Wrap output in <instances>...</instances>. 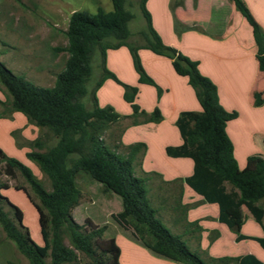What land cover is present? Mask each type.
Wrapping results in <instances>:
<instances>
[{"label":"trees","instance_id":"trees-1","mask_svg":"<svg viewBox=\"0 0 264 264\" xmlns=\"http://www.w3.org/2000/svg\"><path fill=\"white\" fill-rule=\"evenodd\" d=\"M111 1V12L99 9L96 14L75 12L71 16L66 31L68 47L65 49L69 58L53 87L36 86L14 74L0 61V84L11 99L9 107L0 100V105L5 107L0 118H11L14 112L21 113L31 124L49 129L58 139L57 145L47 152L27 153V158L49 178L51 191L46 190L27 165L9 157L0 148V165H4V174L14 178L19 172L39 199L37 203L27 189L15 188L27 194L38 212L43 246L31 238L24 225L22 210L2 193L9 189L5 184H0V223L29 264H76L79 253L93 264H121V249L115 239L104 237L107 226L99 227L90 219L79 224L73 217V211L82 199L76 179L78 175L85 174L102 184L106 192L120 197L122 211L113 215V219L149 252L178 264H206L190 250L182 235L172 233L158 218L160 212L149 195L148 181L137 176L134 168L135 157L141 150L145 151L146 145L127 147L128 155L125 157L102 139L111 126L127 118L112 107H100L96 92L106 79L116 80L106 68V51L129 45V25L134 18L127 8L128 0ZM138 1L152 36L146 48L173 60L177 74L189 78L202 109L200 113L185 112L179 116L177 127L183 143L178 147H168L167 155L192 160L193 173L185 183L206 202L217 206L218 221L230 231L239 227L230 210H238L242 206L264 229V159L260 155L252 156L250 160L256 162V168L248 171L239 169L233 144L226 132L227 123L236 117V113H229L221 106L215 84L200 74L196 62L162 43L152 26L148 0ZM231 2L252 28L259 69L264 73V35L261 28L242 0ZM182 4L183 0H173V9ZM129 48L140 81L151 83L136 49ZM98 51L102 77L89 92L88 84ZM136 92V88H125L124 98L133 109V115L129 117L131 123L160 122L162 116L158 109L149 115L134 103ZM89 95L90 108L85 103ZM263 104L264 93H255L254 105ZM32 145L39 149L43 147L38 139ZM5 204L13 210L15 221L4 211ZM196 232H201L198 223H188L183 235ZM248 239L256 241L264 250V237L238 236L237 241ZM219 261L221 264H263L253 255Z\"/></svg>","mask_w":264,"mask_h":264},{"label":"crops","instance_id":"crops-1","mask_svg":"<svg viewBox=\"0 0 264 264\" xmlns=\"http://www.w3.org/2000/svg\"><path fill=\"white\" fill-rule=\"evenodd\" d=\"M242 1L264 35V0ZM149 4L150 0L147 1L148 8ZM159 8L155 14H151L154 30L161 37H168L164 42L166 46L174 47L198 64L200 74L215 84L221 106L229 113H236V117L227 123L226 132L233 144L239 169L254 170L256 162L251 161L250 157L260 155L264 159V104L254 105L255 93H264V73L259 69L251 26L234 8L231 0H183V4L174 9L173 0H159ZM181 27L183 33L179 36L175 30ZM106 55L107 70L126 84L136 87L134 103L140 110L150 115L158 109L162 116L160 122L130 123L119 143L125 148L146 145L145 151L141 150L135 157L134 168L137 176L147 179L151 199V188L156 186V181L159 183L156 186L159 190L156 198L160 204L152 199L154 206L161 213L160 207L164 208L173 201L171 211L174 216L170 226L190 245L206 246L209 244L208 239L218 235L219 238L211 245L223 243V246L224 240L228 239L236 246L234 256L253 255L264 264V250L256 241H237L238 236L264 237L263 227L249 210L245 206L230 210L239 224L236 231H230L218 221L217 206L206 202L185 183V179L193 173L192 160L170 157L166 153L168 147H178L183 143L177 127L179 116L185 112L202 111L189 78L177 74L172 59L148 48L140 50L139 59L151 83L140 81L129 48L121 46L109 49ZM112 81L106 79L97 90L98 104L102 108L114 107L118 114L126 115L123 121H130L128 115L132 114L131 105L124 103V91ZM39 134L40 129H36L21 113L14 112L11 118L0 119V148L4 152L7 149L16 150L18 143L27 146L26 143L37 140ZM24 149L23 153L27 157L29 151ZM188 223H198L201 232L183 235ZM180 225L184 228L177 232ZM114 239L118 245V238ZM123 240L131 246L138 263L178 264L157 259L139 245ZM216 251V257L230 255L222 252L221 248ZM122 260L121 249V264Z\"/></svg>","mask_w":264,"mask_h":264},{"label":"rangeland","instance_id":"rangeland-1","mask_svg":"<svg viewBox=\"0 0 264 264\" xmlns=\"http://www.w3.org/2000/svg\"><path fill=\"white\" fill-rule=\"evenodd\" d=\"M127 8L134 15V18L129 25L131 31V37L127 41L129 45L124 46L127 48L132 47L136 49V52L139 57L140 50L147 49L146 46L148 40H152V36L147 26V20L145 19L141 11L139 1L128 0ZM99 9H102L105 12L113 11L112 1L0 0V61L4 63V65L8 69H10L14 74L23 77L26 81L36 86L46 88L53 87L57 75L64 70L66 62L69 58V54L66 52L65 49L68 47L66 31L68 30L71 16L75 12H88L90 14H96ZM159 9V0H150L149 8L147 6V10L150 15L152 13L155 14V10ZM182 30L183 29L181 27L178 31L175 30V32L177 33V35L180 36V33H183ZM157 35L160 37L163 44L165 40L168 39L166 35H163V37H161L158 33ZM129 52L132 55V51L130 48ZM139 60L141 63V59ZM100 62L101 55L98 51L96 53L93 75L88 84L89 92L93 89L96 82H98L102 77V70L99 66ZM141 66L145 73V69L142 64ZM137 74L139 73L137 72ZM145 75L147 76L146 73ZM115 77L116 80H113L112 82H114L117 86L121 87V89L124 91V94L126 87L136 88L135 86L126 84L124 81H121L117 76ZM0 100L2 102L7 103L6 107L10 106L11 99L7 91L1 84ZM97 100L99 101L98 97ZM90 101L91 95H89L88 98H86L85 100V103L87 104L88 108L91 107ZM123 101L125 104L128 103L126 102L125 98L123 99ZM4 108L5 107H2V105H0V114L3 113ZM119 114L122 117L126 116L122 113ZM132 115L133 109L132 114L128 116ZM123 120L119 124L111 126L109 130L103 135L102 139L111 149L116 148V151L119 154L126 157L128 155V150L122 145H119V143L123 131H125L128 125L131 123V118L130 121ZM143 123L145 122H140L138 124ZM130 125L134 124L131 123ZM35 127L36 129H40L38 140H40L43 145L41 149L34 147L32 145L33 142L26 143L28 144L27 146L23 145L22 143H18L16 144V150L7 149L8 151H5V153L9 157L15 156L17 160L27 165L34 173V175L40 180L46 190L51 191L52 187L49 178L40 170L39 166L35 162L29 160L24 155L23 151L25 150L24 148H26V150H28L29 152H47L49 149L57 145L58 139L49 129H41L37 126ZM3 167L4 165H0V184L7 185L9 189L3 190L2 193L13 204L18 206L22 210L24 214V225L30 231L31 238L34 240L35 243L40 246H43L44 243L41 235L38 212L34 207L33 203L28 198L27 194L23 190H16L15 188L19 187L27 189L32 198L37 203H39L38 197L32 191L29 184L19 172H17L16 176L12 178L4 174ZM76 183L82 192V199L80 201L79 206L73 211V217L75 221L79 224H84L87 219H90L93 221L94 224L98 225L99 227L107 226V230L104 233V237L106 239L118 238V246L123 251L122 264H142L136 261L135 256L131 252V246L125 243L123 239L133 245H139L143 249L146 248L143 247L140 243L136 242L132 238L130 232L123 229L113 219V215H116L122 211V202L120 197L113 193L106 192L102 184L92 180L89 176L85 174L78 175ZM154 184H156L157 186L159 183L156 181ZM146 185L147 189H149L150 185ZM156 186L151 188V195H155L154 197L152 196V199L154 200V202L160 204L159 199L156 198L159 192ZM172 205V200L170 201V204H166L164 208L158 205L162 209L160 215H158V218L169 230H171L172 233H175L176 230L173 231L170 226V224H172L174 216L173 212L171 211ZM3 208L4 211L9 215V217L15 221L13 210L6 204L3 206ZM183 228L184 227L180 225L179 228H177V232H181ZM233 234L237 235L236 232H234ZM218 238V235H216V237L211 238L210 240L208 239V245L200 247H194L190 245L186 238L184 239V241L187 242V245L190 250L198 254L205 261L206 264H221L219 260L222 258H237L236 256H234L236 246L233 241H228V239L225 238L226 240H224L225 244L223 246V243L221 245L219 244L216 246L211 245L212 242H215ZM65 243L67 245L69 244L68 239L65 240ZM218 248H221L222 252L229 253L230 255L216 257L215 254H218L216 249L218 250ZM210 251L212 252L210 253ZM149 253L157 259L167 261L166 259L160 258L152 254L151 252ZM0 264H29L28 260L17 249L15 243L7 237L6 233L2 228L1 223ZM76 264L93 263L88 257L79 253V260Z\"/></svg>","mask_w":264,"mask_h":264}]
</instances>
